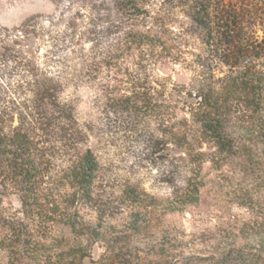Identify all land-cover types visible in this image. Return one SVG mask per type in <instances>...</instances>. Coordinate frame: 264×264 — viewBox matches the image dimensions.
Here are the masks:
<instances>
[{
  "label": "rangeland",
  "instance_id": "1",
  "mask_svg": "<svg viewBox=\"0 0 264 264\" xmlns=\"http://www.w3.org/2000/svg\"><path fill=\"white\" fill-rule=\"evenodd\" d=\"M258 42L264 0H0V120L38 131L50 160L34 209L0 187V264H224L231 249L259 254L264 100L256 110L242 98L227 104L234 153L220 152L198 119L199 95L220 93L244 70L238 60L264 87ZM48 84L69 119L36 100ZM133 92L155 110L117 104ZM85 149L100 170L92 201L73 206L63 170ZM27 231L43 254L21 246Z\"/></svg>",
  "mask_w": 264,
  "mask_h": 264
},
{
  "label": "trees",
  "instance_id": "2",
  "mask_svg": "<svg viewBox=\"0 0 264 264\" xmlns=\"http://www.w3.org/2000/svg\"><path fill=\"white\" fill-rule=\"evenodd\" d=\"M259 55V50H264V45L258 42L252 49ZM238 54L247 57L251 51ZM243 61L238 60L235 64L245 66L240 75L230 78L228 83L222 88L216 96L213 94L199 95L203 110L198 113L200 129L203 135L210 138L220 152L234 153L237 148L234 139L225 132L223 124V115L226 112V106L232 100L244 99V104L252 107L253 110L259 109L264 100V89L259 83L262 78L255 72L243 65ZM263 95V96H262ZM35 98L41 104L50 105L55 108L59 118L69 119L72 117L71 109L57 101L56 89L52 84L39 85L35 89ZM32 99L34 102V87L32 89ZM117 104L125 108L133 107L143 111H153L155 102L149 95L133 92L123 98L117 99ZM46 123V122H45ZM42 128L43 127H37ZM50 160L47 155V148L42 140V135L34 128L26 127L21 123L14 127L6 125L0 120V187L11 186L17 191L21 206L34 209L35 204H39L44 198L40 190L44 178L49 172ZM100 165L90 149H85L73 159L63 170L62 181L69 193L68 201L71 205L89 204L93 199V189ZM0 192L1 188H0ZM197 193V188L194 189ZM129 196H134L135 191H128ZM134 198V197H133ZM53 213V212H52ZM40 216L42 212L38 213ZM70 220V219H69ZM3 227L0 219V228ZM23 237L21 246L28 247L34 244L36 254H43L46 244L40 240H34L32 234L27 231ZM19 240V239H18ZM257 245L261 252L264 251V237L259 236ZM1 248V247H0ZM261 252L255 254L245 250L231 249L227 252L226 263L224 264H259ZM81 254L79 258H83ZM34 258V256H33Z\"/></svg>",
  "mask_w": 264,
  "mask_h": 264
}]
</instances>
